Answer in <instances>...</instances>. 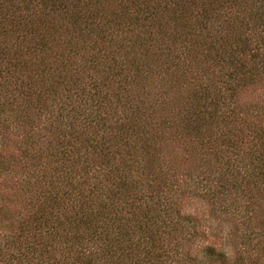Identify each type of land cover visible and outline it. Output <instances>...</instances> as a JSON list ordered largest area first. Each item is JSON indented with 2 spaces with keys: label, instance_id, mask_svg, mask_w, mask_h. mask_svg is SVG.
I'll return each instance as SVG.
<instances>
[{
  "label": "trees",
  "instance_id": "obj_1",
  "mask_svg": "<svg viewBox=\"0 0 264 264\" xmlns=\"http://www.w3.org/2000/svg\"><path fill=\"white\" fill-rule=\"evenodd\" d=\"M261 86L264 0H0V264H264Z\"/></svg>",
  "mask_w": 264,
  "mask_h": 264
},
{
  "label": "rangeland",
  "instance_id": "obj_2",
  "mask_svg": "<svg viewBox=\"0 0 264 264\" xmlns=\"http://www.w3.org/2000/svg\"><path fill=\"white\" fill-rule=\"evenodd\" d=\"M254 95H256V96L261 95V96L264 97V86L259 87L257 90H255V92L244 93L242 98H241V101L244 102V103L245 102H249V101H251L254 98ZM262 120L264 121V117H263ZM183 209H184V212L186 214L195 215V216H205V217H207L208 213H209L208 206L204 202H202V201H200L198 199H189V200H187L184 203Z\"/></svg>",
  "mask_w": 264,
  "mask_h": 264
}]
</instances>
